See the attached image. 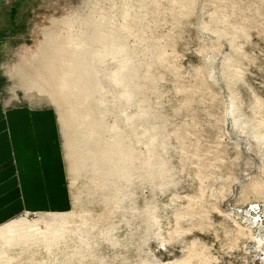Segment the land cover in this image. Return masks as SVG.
Segmentation results:
<instances>
[{"label":"rangeland","instance_id":"1","mask_svg":"<svg viewBox=\"0 0 264 264\" xmlns=\"http://www.w3.org/2000/svg\"><path fill=\"white\" fill-rule=\"evenodd\" d=\"M0 103L65 175L0 264H264V0H0Z\"/></svg>","mask_w":264,"mask_h":264},{"label":"crops","instance_id":"2","mask_svg":"<svg viewBox=\"0 0 264 264\" xmlns=\"http://www.w3.org/2000/svg\"><path fill=\"white\" fill-rule=\"evenodd\" d=\"M52 112L50 107L4 108L0 103V223L22 210L65 206Z\"/></svg>","mask_w":264,"mask_h":264},{"label":"bare ground","instance_id":"3","mask_svg":"<svg viewBox=\"0 0 264 264\" xmlns=\"http://www.w3.org/2000/svg\"><path fill=\"white\" fill-rule=\"evenodd\" d=\"M15 223H9V224H4V225H2V226H0V233H11V232H14L15 230V226L17 225H14ZM17 226H19V225H17Z\"/></svg>","mask_w":264,"mask_h":264}]
</instances>
